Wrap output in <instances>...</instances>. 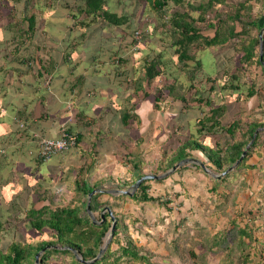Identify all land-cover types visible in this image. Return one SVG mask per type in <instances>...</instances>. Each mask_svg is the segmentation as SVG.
I'll use <instances>...</instances> for the list:
<instances>
[{
  "label": "trees",
  "instance_id": "1",
  "mask_svg": "<svg viewBox=\"0 0 264 264\" xmlns=\"http://www.w3.org/2000/svg\"><path fill=\"white\" fill-rule=\"evenodd\" d=\"M37 1L25 0L26 8L21 11L15 6L21 0H0V59L7 62L13 61L16 65L20 64L18 70L20 75L27 71L30 75L41 76L48 88L54 76L52 71L55 64L48 52L47 55L44 54V51L48 49H44L52 48L51 43L48 42L52 22L50 20L48 23L51 25L47 24L50 16L46 17V11H42L45 12L42 14L39 9L36 10L34 5ZM134 1L136 2H133L135 10L141 4L136 15L145 16L144 24L139 25L135 30L141 32V40L134 54L136 61L130 66L126 65L127 59L122 55L113 59V56L118 53L122 54L124 47L118 46L112 51L104 50L102 45L106 43L104 41L106 38L92 29L97 20H102L118 29L121 26H130L128 15L116 11L115 3L119 6L120 0L117 2H112V0H42L41 3L47 7L55 4L65 7L66 13L70 16L65 18L71 20L73 29V31L69 29L68 36L72 35L78 40L83 38L81 41H84L83 36H86L89 39L88 48L92 42L94 44L95 40L101 39L99 55L104 56L107 62L114 65V78L120 80V84H124L126 90L131 91L126 99L133 108L141 100H150L155 110L165 112L169 109L176 113V121L170 127V132H179L180 136L175 140L171 138L163 144L164 157L157 160L156 169L169 170L181 159L194 157L198 153L204 155L205 166L218 174L239 158L245 146L253 138L246 155L234 170L219 179L209 176L202 170V174L207 179L205 184L210 187L211 192L217 191L218 194L213 207L215 210L224 211L229 202L228 195L223 193V186H226L230 178H232L230 183H233V179L247 169H256V164L247 162L253 155L258 158L262 157L264 151L259 149L264 143V109L248 113L247 118L239 114L244 110L249 111L244 100L258 94L259 88L264 85V65L262 64L264 62V40L260 60L259 30L250 34V27L247 28V26H255L254 18L250 22L251 15L246 9L247 0H240L233 7L226 6L227 4L224 3L220 5V0ZM248 18L250 20H247ZM39 22L40 31H37ZM198 22H204V25L213 28V35H202ZM236 22L241 24L239 30L235 29ZM220 23L224 26L217 27ZM87 29L90 31L87 32ZM37 32L41 33L37 34ZM5 33L9 34L8 39H5ZM133 35L134 33L131 36V43L135 41ZM151 38H154V42H145ZM234 39L238 42L232 45L231 42L225 43L228 40L234 41ZM69 40L70 38H67V41ZM71 42L72 40L68 44L70 45ZM123 45L126 44H120V46ZM70 46L75 47L76 42L73 41ZM26 47H33V50H28ZM215 47H223L222 60L212 65L214 68L209 72L202 63L205 53H199ZM39 50L43 54L39 53ZM196 50H198L197 54ZM169 51L172 52L168 53ZM226 51H232L233 70H229L225 64L227 58L231 56L228 55L225 59ZM70 52V50H65L64 56L70 55ZM35 58L39 59L34 61ZM219 70L221 75L217 77ZM72 88L74 86H70V89ZM49 89L44 95L48 96ZM225 96H230L231 100L225 102ZM43 99L45 98L41 97L40 101ZM230 103L237 104V110L235 105L230 106ZM130 110L132 108L122 110L121 120L124 126L131 116L138 120V116ZM189 110L199 112L194 123L182 120L178 116ZM31 115L35 116V110L32 107L22 116H26L27 120ZM16 121L17 128L22 132L21 129L25 127H21L20 122L25 123V117H16ZM136 124L139 126V120ZM257 128L259 130L253 137ZM62 129L67 132L70 130L75 140L74 146H76L78 137L71 132L72 129L70 127ZM158 130L165 131L162 127ZM134 156L135 161H129L135 171L130 183L143 175L139 168L138 158L140 156L139 154ZM190 165L201 169L197 164L190 163ZM188 167L189 164L181 165L175 172H181ZM85 177L82 167L74 172L68 186L73 192V197L65 205L54 203L53 196L56 190L47 189L40 183L25 184L24 189L19 183H10V187L3 192L5 206L10 212L8 211L7 215L6 210L3 211L0 208V264H35V254L41 249L44 250L39 255V264H153L132 239L129 228L132 219H129L127 213L122 214L113 206L111 210L116 218L113 237L103 254L93 260L104 244L111 225V218L105 211L104 219L101 221L99 215L101 208L109 206L107 202L98 201L102 192L95 193L90 203L95 220L101 222L94 223L86 212L88 193L102 186H100L101 183H88ZM209 180L211 183H208ZM147 182L148 180L143 181L132 196L118 194L112 198L120 199V201L127 197L143 202L158 201L157 197L148 194ZM125 185H113L111 188H124ZM39 201H46V204L38 207L37 202ZM97 211L98 214H95ZM249 221L250 218H247L243 225H238L237 215H234L229 218L227 232L202 236V242H209V246H204L203 243V252L200 255L206 251L213 252L227 248L228 254L236 255L237 261L234 264L250 262L249 251L246 250L251 246L255 235ZM182 225L183 220L172 223L171 233L174 229L183 227ZM9 232L12 234L9 235ZM5 241L7 244L2 248V242L5 243ZM196 244L201 245V242ZM167 247L170 251H174L172 244H168ZM188 252L193 258L199 255L193 248H190ZM76 256L83 261H79Z\"/></svg>",
  "mask_w": 264,
  "mask_h": 264
},
{
  "label": "crops",
  "instance_id": "2",
  "mask_svg": "<svg viewBox=\"0 0 264 264\" xmlns=\"http://www.w3.org/2000/svg\"><path fill=\"white\" fill-rule=\"evenodd\" d=\"M220 1V5L227 4L226 6L233 7L240 0ZM121 3L122 1H120ZM15 6L17 9L24 11L26 8L25 0L17 2ZM34 6L42 14L45 13L42 11L46 10V17L50 16L47 24L51 25V23H48L50 20L52 22L48 37V42L51 43L52 48L50 50L48 47L45 48L44 50L48 49L49 51H44V54L47 55L48 52L54 60L55 65L52 71L54 76L50 82V87H48L50 88L49 94L46 96L44 93L48 91V88L41 76L30 75L27 71L20 75L18 71L20 64L16 65L13 61L7 62L0 59V208L3 211L6 210V214L10 211L5 206L3 192L7 187H10V183H19L22 189L28 183H40L42 186L44 183H61L63 187L69 186L68 183H71L74 172L81 167L88 183H96L99 180L101 188L104 189L108 186L130 183L135 171L129 161H135L134 155L141 154L144 150L151 148L147 145L146 140L148 139L143 135L141 127L150 122L152 113L158 114L155 115L156 119L153 120L155 123L154 130L158 129L159 123L161 124L158 117L162 116L161 127L165 131L160 133H167L168 140L171 138L175 140L180 136L179 132H170V127L176 121V113L173 110L168 109L160 114V111L153 108L150 100H141L134 108L127 101L126 97L129 96L131 91L126 90L124 84L121 85L120 80L114 78V74L113 77L110 76L109 71H114V65L107 62L104 56L99 55L101 39L95 40L96 42L88 48L89 39L86 36H83L84 41H81L83 38L78 40L72 35L68 36L69 29L72 31L73 29L71 20L65 17L70 16L60 5H51L50 14L48 13L49 7L48 9L44 8L46 5L41 2L37 1ZM246 9L249 10L251 15V20L250 18L247 20L252 22V18H254L253 21L255 22L254 27L247 26V28L250 27V34L259 30V34L261 32L263 36L264 0H247ZM63 18L65 19L63 20ZM197 24L202 35H213V28L207 27L204 22H198ZM223 26L222 23L217 25V27ZM240 28L241 24L236 22L235 29L239 30ZM5 36V39L9 38V34L5 33ZM67 38H70V40L67 41ZM126 39L127 37L124 42H128ZM130 39L132 40V37ZM153 39L151 38V40L145 42L153 41ZM71 40L70 45L75 41V47L68 44ZM120 42L116 43L113 40V44H118L119 47ZM230 42L237 43L238 41L234 39V41L228 40L225 43ZM139 43L134 41L130 45L129 42V46L125 45L122 54L118 53L113 56V59L115 60L118 55L127 58L131 53L136 54L140 46ZM27 49L33 50V47ZM65 50H70V55L65 57ZM212 51H214V48L199 51V54L205 53L204 55L211 56ZM39 53L42 52L39 50ZM226 54L232 55V51H226ZM209 58L210 66L206 70L210 72L213 67L212 57ZM36 59L39 58H35L34 61ZM96 60L97 62H95ZM133 61L136 60L133 59ZM70 86H74V88L70 89ZM41 97L45 99L40 101ZM253 97H257L258 104L259 99L256 95L248 98L249 101L251 100L252 103ZM251 103L246 102L245 104L249 107ZM31 107L35 110V116L31 115L26 120V116L22 115H25ZM126 108L127 110L132 108L130 112L138 116L139 126L136 124L138 120L133 116L128 119L126 126L123 125L121 115L122 110ZM16 117H25V123L20 122L24 125H21V127H25L21 129L24 133L17 128ZM195 117L196 115H192L185 120L194 123ZM66 127H70L71 132L76 134L78 144L65 152L52 155L48 160H42L38 155L37 138L40 136L58 137L61 129ZM68 131L70 132V130ZM163 135L165 136V134ZM137 143H139V146H136L138 151L134 149ZM144 145L145 147H143ZM161 150H163V147H161ZM251 158L247 163L256 164L254 158ZM187 164H189L188 168L181 172L174 171L167 178L168 180L163 182L174 183L168 185L172 188V191H176L179 183H183L185 180L188 183L201 181L207 183V179L202 173L190 163ZM208 183H211V181L209 180ZM171 201L173 199H170L167 204L170 210L173 203ZM41 202L42 204H39ZM43 204H46V201L37 202L38 207ZM110 208L113 209L112 206ZM95 214H98V211ZM171 218L172 215L167 214V217H165L166 222L169 223Z\"/></svg>",
  "mask_w": 264,
  "mask_h": 264
},
{
  "label": "rangeland",
  "instance_id": "3",
  "mask_svg": "<svg viewBox=\"0 0 264 264\" xmlns=\"http://www.w3.org/2000/svg\"><path fill=\"white\" fill-rule=\"evenodd\" d=\"M38 1L39 3L42 2V0ZM114 1L117 2L118 0H112V2ZM120 1H122V5L120 4L118 6L115 3L116 11L127 14L129 16L131 26H121L119 31L115 26H111L102 20H97L94 26H92L95 33L100 32L103 34L102 37L106 38L104 39L106 43L102 42L103 49L106 51H112V49L115 50L117 48L118 44H113V40L116 43L121 41L120 44L125 43L128 45L129 42L131 43V33H134L139 25L142 26L144 24L143 21L145 15H136V12L140 9L141 4L135 10L133 2H136L134 0ZM57 5L59 4H55V6ZM44 8L48 9L47 6H44ZM62 8L65 9L64 6ZM48 13L50 14V7L48 9ZM39 25L40 22L38 23L37 31H40ZM86 31L89 32L90 30L87 29ZM38 33L41 32H37V34ZM95 33H93L94 36ZM126 37L128 42H124ZM232 44H234V42L231 43V45ZM90 45H92V43ZM120 47L126 46L123 45ZM223 50V47H215L214 51L211 52V56L208 54L203 56L204 58L202 59V63L206 69H209L207 67L210 66L209 57H212V65L219 63V61L222 60L221 56L223 54ZM197 51L198 50H196V54ZM170 52L172 51H169L168 53ZM133 54L134 53H131L129 57L125 58L127 59L126 65L130 66L133 64ZM150 54L154 55L153 53ZM227 56L228 54L225 53V59ZM226 61L225 64L229 67L228 69L233 70V54L227 58ZM217 67L218 66H216V68ZM109 72L110 76L113 77L114 71L110 70ZM219 75H221L220 70L217 71V77H219ZM259 89V93L256 94L259 99V105L257 104V97H253L254 100L252 103L249 99L244 100L245 102L251 103L247 108L249 109V111L247 110L248 112L246 110L239 112V114L243 115L244 118H247L248 113L251 114L254 111H261L264 109V85ZM229 100H231V97L225 96L224 101L227 102ZM229 105H235L237 110V104L230 103ZM159 113L162 114V112ZM155 115L158 114L152 113L149 120L150 122L142 125L143 127H141L144 133L143 135L148 139L146 140V142H148L147 145L151 146V148L149 147L141 154L139 153V168L142 174L160 175L167 171L155 168L157 160H161L162 157H164V152L161 150V147H163V144H166L168 141L167 133H160L161 131L158 130H161L163 120L162 116L158 117V121L161 122V124L159 123V127L156 125L158 129H153L155 126V123L153 122V120L156 119ZM192 115H199V112L196 110H189L188 112L180 113L178 116L182 120H185L189 119ZM224 119L227 120L225 117ZM163 134H165V136ZM137 145L139 146V143H137L134 147L136 151H138V147H136ZM145 145L143 147H145ZM259 149L261 151L262 149L264 150V143H262ZM195 157L199 161L205 163L204 155L202 156L197 153L193 158ZM252 157L254 158V161H256V170L249 168L244 173L242 172L239 174L237 178L233 179V183H230V179L232 180V178H230L228 183H226V186H223V193L225 192L228 195L227 200L229 202L224 211L215 210L213 206L215 204L214 200L218 198L217 191L211 192L210 187L203 183V181L188 183V181L185 180L183 183H179V187L176 191H172V188L170 186L168 187V185H172L174 183L163 182L167 181V178L174 172L164 175L159 179L148 180V194H151L153 197H157L158 201L143 202L136 199H130L128 197L127 199L120 201V199L112 198L115 194L111 195L107 192H102V194L99 195L98 201L109 203L110 206L115 207L116 210L122 214L127 213L129 219H132L133 221L129 223V228L133 237L132 239L136 242L137 246L140 247L143 254L148 256L150 262L153 264H234L237 261L236 255L228 254L227 248L213 252L206 251L204 254L200 255V253L203 252V243L204 246H209V242H202V236H205L206 234L218 235V233L227 232L229 227V218L234 215H237L238 225H243L244 221H246L247 218H250L249 223L252 227L251 230L255 235V239L251 242V246L246 250L249 251L251 260L247 264H264V151L262 157L258 158L256 155H253ZM200 168L201 169L197 170L202 173V170L204 169L201 166ZM208 170L211 171L209 168ZM207 174L210 175L209 173ZM96 183H100L99 180H97ZM122 184H126L125 187L122 188L125 189L131 183ZM165 185H167V188L164 187ZM43 186L47 189L56 190V194L53 193L55 195L53 196L55 199L54 203L65 205L69 203L73 197V192L71 188H68V185L63 187L61 183H44ZM114 188L109 186L105 187L106 190ZM170 199H173V201H171L173 202L171 210L168 209L167 204L165 205V203ZM39 204H42V202ZM173 206L176 207L173 208ZM167 214L172 215L170 223H167L165 220ZM180 220H183V227H178L177 229H174L173 233H171L172 229L170 225H172V223H177V221ZM10 234H12V232H9V235ZM192 242H194V245H192ZM200 242L201 245L196 244ZM6 244L7 241H5V243L2 242V248H4ZM168 244H172V246H174V251H170V248L167 247ZM190 248H193L195 253L199 254L197 258H193L189 255L188 250Z\"/></svg>",
  "mask_w": 264,
  "mask_h": 264
},
{
  "label": "water",
  "instance_id": "4",
  "mask_svg": "<svg viewBox=\"0 0 264 264\" xmlns=\"http://www.w3.org/2000/svg\"><path fill=\"white\" fill-rule=\"evenodd\" d=\"M262 48H263V38H262V33L260 32L259 34V56H260V60L262 59ZM262 64L264 65V62H262ZM259 130V128H257L253 134V137L257 134V131ZM253 141V138L249 141V143L245 146L244 150L242 151L241 155L239 156V158L230 166H228L224 171L218 173V174H215V173H212L211 171L208 170V168L205 166V164L201 161H199L198 159L196 158H193V157H187V158H183L181 159L180 161H178L175 165H173L169 170H167L164 174H160V175H155V174H143L141 176H139L138 178L135 179L134 182H132L127 188L125 189H122V188H114V189H109V190H106L104 188H101V187H96L94 188L93 190H91L88 195H87V201H86V205H85V209H86V212L88 213V215L90 216V218L92 219V221L94 223H100L103 219H104V212L107 211L108 214L110 215V218H111V225H110V228L106 234V240L103 244V246L99 249L98 251V254L96 255V257L93 259H98L102 254L103 252L105 251V249L107 248L111 238L113 237V234H114V230H115V225H116V218L115 216L113 215V212L110 208V206H103L100 210V217H101V221H97L95 220V217H94V214L92 213L91 211V206H90V203H91V199L93 197V195L97 192H107V193H112V194H126V195H133L134 192L138 189V187L140 186V184L145 181V180H150V179H159L161 177H163L164 175H167L171 172H174L179 166L181 165H184V164H187V163H191V162H194L198 165H200L205 172L209 173L212 177L216 178V179H219L221 178L222 176H224L225 174H227L228 172H230L231 170H234L235 167L239 164V162L242 160V158L246 155V151H247V148L249 147V145L251 144V142ZM44 249H41L40 251H38L36 254H35V264H39V255L41 252H43ZM76 258L79 260V261H83L79 256H76ZM92 260V261H93ZM90 262V261H88Z\"/></svg>",
  "mask_w": 264,
  "mask_h": 264
},
{
  "label": "built area",
  "instance_id": "5",
  "mask_svg": "<svg viewBox=\"0 0 264 264\" xmlns=\"http://www.w3.org/2000/svg\"><path fill=\"white\" fill-rule=\"evenodd\" d=\"M133 36L135 42H139L141 40V32L134 31ZM37 140L38 155L42 160H48L52 155L65 152L75 145L73 135L64 129H61L58 137L40 136Z\"/></svg>",
  "mask_w": 264,
  "mask_h": 264
}]
</instances>
